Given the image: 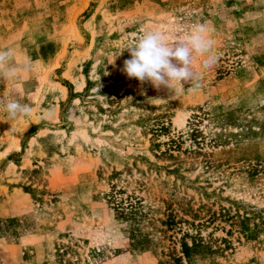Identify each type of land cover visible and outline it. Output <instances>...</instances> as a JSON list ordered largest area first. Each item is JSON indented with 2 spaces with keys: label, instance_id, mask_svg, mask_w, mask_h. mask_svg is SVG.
I'll return each instance as SVG.
<instances>
[{
  "label": "rangeland",
  "instance_id": "374dc122",
  "mask_svg": "<svg viewBox=\"0 0 264 264\" xmlns=\"http://www.w3.org/2000/svg\"><path fill=\"white\" fill-rule=\"evenodd\" d=\"M198 23L199 88L121 71ZM0 48L32 110L0 112V264H264V0H0Z\"/></svg>",
  "mask_w": 264,
  "mask_h": 264
},
{
  "label": "clouds",
  "instance_id": "9594fccd",
  "mask_svg": "<svg viewBox=\"0 0 264 264\" xmlns=\"http://www.w3.org/2000/svg\"><path fill=\"white\" fill-rule=\"evenodd\" d=\"M210 26L198 23L190 28L176 30L170 37L160 29H146L131 44L119 50L118 55L127 49L130 58L123 61L121 71L128 78H136L141 83H150L155 88L165 86L175 91L174 82H191L190 88L200 87L201 67L216 63L218 52ZM203 57L202 64H198ZM17 63L11 48H0V80L9 81L17 77ZM30 70V62L22 65ZM31 108L15 98L0 96V112L15 119L31 114Z\"/></svg>",
  "mask_w": 264,
  "mask_h": 264
},
{
  "label": "trees",
  "instance_id": "16d2710c",
  "mask_svg": "<svg viewBox=\"0 0 264 264\" xmlns=\"http://www.w3.org/2000/svg\"><path fill=\"white\" fill-rule=\"evenodd\" d=\"M242 230L244 231V228H242ZM207 246L205 245L204 242H194V244L192 246H189L187 243L183 244V253L185 254V256L187 258H190V254L191 252H193V250H202V249H206ZM176 262H178L179 264H182L181 259H176Z\"/></svg>",
  "mask_w": 264,
  "mask_h": 264
}]
</instances>
